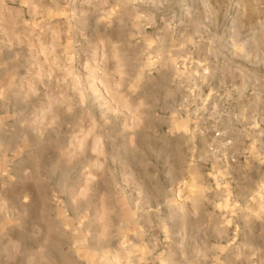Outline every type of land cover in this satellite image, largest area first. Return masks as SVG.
I'll list each match as a JSON object with an SVG mask.
<instances>
[{
    "label": "rangeland",
    "instance_id": "rangeland-1",
    "mask_svg": "<svg viewBox=\"0 0 264 264\" xmlns=\"http://www.w3.org/2000/svg\"><path fill=\"white\" fill-rule=\"evenodd\" d=\"M0 264H264V0H0Z\"/></svg>",
    "mask_w": 264,
    "mask_h": 264
},
{
    "label": "bare ground",
    "instance_id": "bare-ground-1",
    "mask_svg": "<svg viewBox=\"0 0 264 264\" xmlns=\"http://www.w3.org/2000/svg\"><path fill=\"white\" fill-rule=\"evenodd\" d=\"M19 39V38H18ZM6 40V39H5ZM27 40V39H26ZM28 49V48H27ZM35 50V49H34ZM34 72V71H33Z\"/></svg>",
    "mask_w": 264,
    "mask_h": 264
}]
</instances>
